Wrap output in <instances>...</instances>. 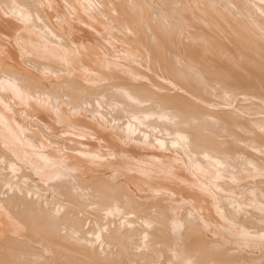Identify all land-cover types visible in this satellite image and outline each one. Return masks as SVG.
I'll return each instance as SVG.
<instances>
[{"label": "bare ground", "instance_id": "1", "mask_svg": "<svg viewBox=\"0 0 264 264\" xmlns=\"http://www.w3.org/2000/svg\"><path fill=\"white\" fill-rule=\"evenodd\" d=\"M215 1L0 0V264H264V0Z\"/></svg>", "mask_w": 264, "mask_h": 264}, {"label": "rangeland", "instance_id": "2", "mask_svg": "<svg viewBox=\"0 0 264 264\" xmlns=\"http://www.w3.org/2000/svg\"><path fill=\"white\" fill-rule=\"evenodd\" d=\"M200 3H205L204 1L205 0H198ZM237 1H240V2H244V3H246V4H248V5H252L253 3H260V2H258V1H256V0H237ZM215 3H217L219 6H222V5H225V2L223 1V0H216L215 1ZM239 8L238 7H234V8H232L231 9V12H233V11H237ZM199 9H196L195 11H198ZM175 16L177 17L178 15L177 14H175ZM260 20L263 22L264 21V17H263V20H262V17H260ZM181 23L180 24H177V25H174L173 26V30L175 29V32H176V38L178 39L177 40V42L178 41H181V42H178L179 43V47L180 46H182V41L185 39H187L188 41H191L192 42V37H194V34H193V32H192V30H190L189 29V24H186L185 22H183V21H180ZM233 23L234 24H236V20H235V18L233 19ZM186 24V25H185ZM181 25V27H179ZM179 29H178V28ZM177 29V30H176ZM186 30V31H185ZM182 31V32H181ZM189 33V34H188ZM237 33V32H236ZM184 34L186 35V37L184 36ZM179 35V36H178ZM187 36H189L188 38H187ZM237 36V34H234L232 37H236ZM180 37V38H179ZM191 38V39H190ZM181 39V40H180ZM184 40V41H185ZM186 40V41H187ZM196 41V40H195ZM181 43V44H180ZM181 49H182V47H180ZM245 53V52H244ZM183 54V60L185 59V61L187 60V58H186V56L184 55V52H181V55ZM246 54V53H245ZM244 54V58H246L247 57V55H245ZM243 59V58H242ZM241 59V60H242ZM249 64V62H245V65H248ZM248 67V66H247ZM229 75H227V74ZM233 75H234V77H233ZM221 76H224L225 78L227 77L228 78V80L230 79V81L232 82V80H234L233 81V83H235V78H236V74H235V72L233 71V69L232 68H230V69H227V70H225V72H223V74L221 75ZM205 79H206V81L207 82H205V83H207L208 85H212L213 83H211L212 81H211V79H209V78H207V77H205ZM210 81V82H209ZM209 82V83H208ZM236 87H238V86H240L239 84V82H237L236 81ZM177 86V85H176ZM177 89L178 90H180V91H185L184 90V88H181L180 86H177ZM234 93H236V92H234ZM233 93V95L235 96L236 95V97H234L233 96V98H232V100H231V98L230 99H228V97L229 96H231L232 95V93H231V95L230 94H226V93H224V92H218L217 91V94L219 95V97L220 98H222L221 99V102H214L213 103V101H209V100H204V101H206L207 102V104L209 103V104H213V105H219V106H224V107H233L239 100H241L242 99V97H246L247 96V93H244L243 92V94H245L244 96H243V94L241 93L240 95H239V93H236V94H234ZM224 94V95H223ZM226 95L228 96V97H226ZM238 95V96H237ZM248 95H250V94H248ZM255 96V97H254ZM238 97V98H237ZM250 97H253V98H255L256 100H258L259 102H260V104L262 105L261 107L263 108V111L262 112H264V96H258V95H250ZM227 98V99H226ZM259 98V99H258ZM223 100H225V101H223ZM229 100V101H228ZM227 101H228V103H227ZM232 101V102H231ZM227 103V104H225V103ZM219 103V104H218ZM222 103V104H221ZM223 104H225V105H223ZM227 105V106H226ZM229 105V106H228ZM232 105V106H231ZM262 112H260L261 114H264V113H262ZM232 183L234 182V180H232L231 181ZM98 243V242H97Z\"/></svg>", "mask_w": 264, "mask_h": 264}]
</instances>
